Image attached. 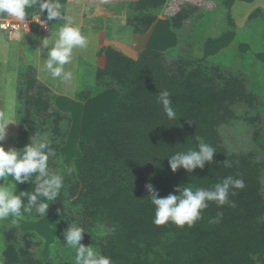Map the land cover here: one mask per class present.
<instances>
[{"label": "trees", "instance_id": "16d2710c", "mask_svg": "<svg viewBox=\"0 0 264 264\" xmlns=\"http://www.w3.org/2000/svg\"><path fill=\"white\" fill-rule=\"evenodd\" d=\"M122 1L131 11L127 23L144 34L169 0ZM235 1L223 0L230 20ZM200 10L189 2L171 15L181 41L185 21ZM247 24L257 31L261 27L264 34V9L252 11ZM98 54L105 55V64L95 70L96 88L78 91L76 98L87 101L115 89L117 101L110 113L96 117L89 141L79 138V156L69 166L73 172L65 174V186L57 200L50 202L47 214L62 206L64 230L76 223L89 232L84 234L85 246L98 248L112 261L125 264H264V160L257 161L250 152H229L220 145V128L236 117L232 109L235 104L246 103L257 109L255 117L245 120L256 122L255 127L260 128L263 114L259 112L261 106L254 103L257 97L248 92L251 82L247 73L218 60L204 61L154 48H145L134 58L109 44ZM36 73L35 66L19 72L17 149L22 150L32 136L47 133L59 157L67 142L71 117L58 107L56 93ZM162 90L170 93L175 119H169L156 102ZM201 142L215 148L213 160L191 172L182 166L173 172L168 158L197 149ZM49 166L54 171L62 168L53 157ZM228 176L245 182L243 189H232L236 195L229 196L235 207L208 202L202 218L191 227L153 223L155 207L146 184L165 198L178 194L180 186L211 188ZM17 187L18 191H33L35 184L26 182ZM217 212H223L221 222L209 223ZM24 218L33 219L28 214ZM106 226L107 239L98 235ZM0 238L4 246L17 250L18 259L13 264H74V251L61 246L54 255H41L34 232L21 229L17 223L3 224Z\"/></svg>", "mask_w": 264, "mask_h": 264}, {"label": "rangeland", "instance_id": "374dc122", "mask_svg": "<svg viewBox=\"0 0 264 264\" xmlns=\"http://www.w3.org/2000/svg\"><path fill=\"white\" fill-rule=\"evenodd\" d=\"M171 1L174 2V0ZM189 2L193 5H198L201 10L196 14L193 12L192 16L185 21L187 28L182 31V33L185 32L181 41L179 31L169 25L170 23L172 25L170 18L174 11L176 12ZM258 3L264 4V0H256L252 3L237 0L231 14L233 12L238 13V8L239 11H250ZM95 4L97 2L94 0H70L68 4H61L60 8L56 9L61 13L62 17H71L73 22L86 35V31L88 32L89 28H95L92 26L99 28L101 23L102 26H105L107 24L106 18H111V16L101 13L100 10L107 11L96 7L97 5ZM176 4L177 8L175 10L167 11L171 8L168 5L166 10L165 5L163 8V10L165 9L164 13H159L161 17L169 19L167 20L168 26H164L163 29L160 27L155 32L154 37H152L153 34L148 37L147 33H137L130 25L134 33H129L127 36L126 34L120 35L118 40L129 44L130 47L137 51L138 55L134 58L139 56L145 45H150L155 46L157 49H163L164 47L163 51H173L176 54L182 52V54L192 55L204 61L210 59L218 60L225 65L245 71L248 75L247 79L251 82H249L250 86L247 88L248 92H252L257 97L254 103L261 106V111L259 112L263 115L261 122H259L260 128L255 127L256 122L251 123L248 120L251 117H255L254 114L257 109L248 107L246 103L235 104L232 109L236 113V117L224 123L220 128L222 138L220 145L228 149L229 152L236 154L253 153L254 158L262 162L264 160V34L261 33V27L257 31L258 29L248 26L247 17L252 11L245 18L243 16H241L242 18L235 16L236 18L230 20L228 10L223 7V0H177ZM72 5L73 7H71ZM108 5L110 6L111 2H107ZM129 12L131 13V11ZM84 14L86 18H83ZM134 14L137 13L134 12ZM159 14L157 18H159ZM198 17H200L199 21ZM2 18L13 17L4 15ZM101 19L104 20L102 21ZM229 20L232 23L234 22V25H231ZM20 22L26 23L27 26L25 27L26 29L13 31L17 32L19 36L17 40L11 41L9 38L8 40V34L0 33V123L5 121L9 123L7 126V137L5 141L0 143H3L5 150L9 148L17 149L19 120L16 107L19 72L29 66H35L39 80L56 93L58 107L70 114L71 126L69 135L67 136L66 144L61 148V156L64 158V163L70 166L72 160L79 156L77 149L79 138L83 136L87 141L90 140L96 116L100 113H110L113 110L118 93L115 89H109L91 97L87 101L76 98L78 91L94 90L96 88L95 70L99 62L96 60L95 43L97 44L99 39H95L92 33L88 36L92 35L93 38L90 39L87 36V47L74 50L71 63L65 65V70L72 72L71 80H53L43 67L47 52L43 41L51 39L55 28L63 20H59V18L54 20L52 31L49 34H40L41 31L38 30L39 27L44 30V23L33 24L32 21L27 20ZM108 22L110 23L111 20ZM160 23L162 26V21ZM192 28L195 29V32H192ZM224 30L225 33L231 32L220 37L219 35ZM125 33L128 32L125 31ZM132 34L134 35L132 36ZM5 39L8 42H5ZM116 48L120 49L118 46ZM38 50L39 56L37 55ZM246 84H248L247 81ZM247 117L248 121L245 120ZM258 129H260V132L257 135ZM262 176H264V171ZM62 218L63 208L62 206H57L46 217L39 219L23 218L15 222L12 218H9L0 221V227L5 223H17L21 229L34 232L36 239L40 242L39 253L49 257L54 255L56 250L58 252L59 246L63 249H69L71 253L73 252L72 249L64 245L65 240L62 235L64 221ZM85 224L86 228H88V223L86 222ZM107 229L108 227L106 226L105 232ZM108 236L105 234L104 238L107 239ZM60 240L64 241L62 245H59L61 244ZM2 247H4V244L0 238V251ZM9 255L11 258L18 257L17 250L13 246L9 249ZM112 262L113 264H125L124 261L119 260H113Z\"/></svg>", "mask_w": 264, "mask_h": 264}, {"label": "clouds", "instance_id": "9594fccd", "mask_svg": "<svg viewBox=\"0 0 264 264\" xmlns=\"http://www.w3.org/2000/svg\"><path fill=\"white\" fill-rule=\"evenodd\" d=\"M30 9H36V0H0V14L14 17L18 21H24L31 15ZM45 10L48 21L59 18L63 22L55 28L51 39L43 41L44 47L47 48L44 70L53 80L69 81L72 72L66 71L65 65L71 63L74 50L87 47L88 37L71 17H62L52 4L47 0H41L37 13L39 17ZM37 55L39 56V50ZM156 102L162 106L163 112L169 119L176 118L168 90L160 91ZM8 124L7 121L0 123V142L5 141L7 137ZM215 152L213 146L201 142L197 149L177 152L169 157L170 168L173 172L181 166L189 172L197 167L203 168L206 161L213 160ZM50 157L58 159L59 164L62 165L60 170L54 171L50 168ZM72 172L73 168L64 163L63 156L57 157L47 133L32 136L30 143L22 150L16 148L5 150L3 143H0V221L12 218L15 222L23 219L25 214L33 219L46 217L50 202L57 200L65 186V174L71 175ZM26 182L31 185L34 183V190L18 191L17 186ZM244 187L243 179L228 176L211 188L180 186L176 189L178 194H169L165 198H160L151 184L145 185L151 204L155 207L153 223L159 226L171 222L181 228L185 225L191 227L200 220L202 210L209 207L208 202H215L218 207L226 204L235 207V201L229 199L230 195H236L232 189ZM222 218L223 212H217L209 223H220ZM85 233L89 232L76 223H70L62 233L66 241L64 245L75 253L74 264H113L110 256L103 254L98 248L85 246L82 243ZM105 234L104 230L98 233V235Z\"/></svg>", "mask_w": 264, "mask_h": 264}, {"label": "crops", "instance_id": "0c3cea01", "mask_svg": "<svg viewBox=\"0 0 264 264\" xmlns=\"http://www.w3.org/2000/svg\"><path fill=\"white\" fill-rule=\"evenodd\" d=\"M69 1L70 0H47V2L52 4L57 9L60 8L61 4H66V3L68 4ZM94 1L97 2V4H95V5H97L96 7H100V9H105L107 11V12H105L104 10H100L101 13L103 12L104 15L111 16V18L110 17L106 18L107 19V21H106L107 24L105 26L104 25L102 26V23H101V26L99 28H97L96 26H92V27H95V28H89V30H88L89 33L86 31V36H88L89 34L92 33L93 37L95 39L96 38L99 39L98 43L97 44L95 43V52H96V55H97V59L96 60H97V62H99L98 63L99 65L97 67L104 66V64H105V55H99L98 52H99V50L101 49L102 46L107 45V44L109 45V43H111L110 45H113L115 47L116 46L120 47V49H122V51L125 52L126 54H128L129 56L135 57L136 55H138L137 51L135 49H133L132 47H130L129 44L122 43V42H120L118 40V36H120V35L126 34V36H127V34H129V33H134V31L131 29V26L128 25L127 20H126L127 17H128V14H129V10L126 7L125 2L121 1V0H94ZM170 1L171 0H169L168 1L169 3H167V5H166V10H167V6L168 5L170 6L171 9H168L167 11H170V10L173 11V10H175L177 8L176 7L177 6V4H176L177 0H174V2L173 1L170 2ZM255 1L256 0H254L252 2H255ZM40 2H41V0H36V9L35 10H31L30 9L29 11L32 14L29 15L25 20L32 21L33 24H38V22L44 21V25H45L44 30L41 29L40 27L38 28V30L41 31L40 34H49L52 31V28H53V25H54V20H52V21H48L47 20V12H46V10L39 17V15L37 13H38V10H39V3ZM107 2H111V5L107 6ZM236 2H237V0L233 3L232 8H231V12L234 9L233 7H235V3ZM243 2H245V1H243ZM172 4H173V6H172ZM105 6H107V7H105ZM71 7H73V5ZM259 7L264 9V4L258 3L256 6H254V9H252L250 11L249 10L248 11H245V10L244 11H242V10L239 11L238 10L239 8H238L237 9L238 13L235 11L236 13L233 12L234 14L232 13L231 15L233 16V18H236L235 16H238V18L243 16L245 18L246 15H248L251 11H254L256 8H259ZM164 11H165V9L163 11H161V13L163 14ZM250 14L247 17V20L249 19ZM4 15L5 14H0V19H2V17ZM160 15L161 14H159V18L156 19V21L153 23V25L150 27V29L146 32L148 37L151 34H153L152 37H154L155 36V32L158 31L160 27L163 29L164 26H168L167 25V20H169V19H167V17H165V18L161 17ZM83 18H86L85 14H84ZM4 19H6V18H4ZM7 19H9V20H11V19L12 20H17L14 17L13 18H7ZM101 20L103 21L104 19H101ZM110 20H111V22L109 23L108 21H110ZM160 20L162 21V26H161V23H160L161 21ZM169 25L172 26L171 23ZM125 31L128 32V33H125ZM229 32H231V31H228L227 33H225V30H224L223 33H221L219 36L223 37V36L227 35ZM0 33L8 34L9 37H7V39L9 38L11 41L17 40V38H19L17 32L10 31V33H9V31H7V33H6V31L0 30ZM133 35L134 34H132V36ZM88 37L90 39L93 38L92 35H90ZM8 40L5 39L4 41L8 42ZM145 48L157 49V48H155V46H150V45H148V46L145 45ZM158 50H164V47H163V49L159 48ZM100 114H102V113H100ZM11 246L12 245H7V246L2 247V249L0 251V260H2V264H13V262L18 259V257L17 258H13V257L11 258L10 257L9 249H10ZM17 256H18V254H17Z\"/></svg>", "mask_w": 264, "mask_h": 264}, {"label": "built area", "instance_id": "2783aa9c", "mask_svg": "<svg viewBox=\"0 0 264 264\" xmlns=\"http://www.w3.org/2000/svg\"><path fill=\"white\" fill-rule=\"evenodd\" d=\"M26 23H22L18 20H9V19H0V30L3 31H14V30H21L26 29ZM45 26V25H44Z\"/></svg>", "mask_w": 264, "mask_h": 264}]
</instances>
